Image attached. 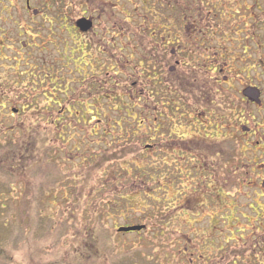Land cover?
I'll use <instances>...</instances> for the list:
<instances>
[{
    "label": "rangeland",
    "instance_id": "obj_1",
    "mask_svg": "<svg viewBox=\"0 0 264 264\" xmlns=\"http://www.w3.org/2000/svg\"><path fill=\"white\" fill-rule=\"evenodd\" d=\"M104 1L98 13L110 32V24H125L131 38L138 25L153 23L143 19L145 0H62L68 18L53 27L43 11L51 1L29 0L28 9L26 0H0V264H263L264 171L252 157L261 155L264 106L248 102L243 89L264 87V0H205L204 30L189 36L203 44L196 54L204 59L205 96L189 99V114L185 101L174 103L179 109L158 138L134 114L137 122L128 123L129 114L119 120L132 113L118 87L120 67L88 50L71 26ZM125 43L127 51L135 45ZM142 49L127 59L140 60ZM146 59L141 67L151 70ZM216 75L220 111L205 108L214 104L205 102ZM98 118L102 130L93 133ZM247 126L257 131L249 135ZM233 135L235 156L224 157L228 148L213 159L214 145ZM28 140L35 144L26 152ZM137 160L154 168L151 189L145 178L129 188L134 178L123 176ZM134 224L145 227L117 231Z\"/></svg>",
    "mask_w": 264,
    "mask_h": 264
},
{
    "label": "flooded vegetation",
    "instance_id": "obj_2",
    "mask_svg": "<svg viewBox=\"0 0 264 264\" xmlns=\"http://www.w3.org/2000/svg\"><path fill=\"white\" fill-rule=\"evenodd\" d=\"M45 1H51V3H49V7H47L46 3H44L45 7L43 8L44 16L47 21L46 19L44 20L49 26L53 27L52 24L55 21L58 24L59 19L64 18L67 20L68 15L63 13L64 16H62L61 10L59 9L62 0ZM145 1L146 2L143 3L147 8L144 10L143 19L146 17V19L150 20L151 17H153V23L145 25L144 27L138 25L139 29L134 28V31L130 32L131 38L127 37L129 28H126L125 24H110V26H112V30L111 32L109 31L108 23L110 22H108V17H106L105 23L103 15L98 13L100 11H104L106 7L105 4L107 3L106 1L102 2L97 11L92 9H83L82 15H76V18L71 22V26L74 32L76 31L78 34H81L80 37L83 38L88 50L90 48H93V50L96 49L101 55L102 60H104V58L106 60H112L114 64H112L111 67H114L113 65L116 63L118 64L121 72L123 73V77L118 79V87H121V90L123 91L122 93L127 99L135 101L134 106H132V113H129L127 109H124V111H127L126 114H134V116L138 117V126L146 125L147 129L158 138L160 137L159 133H163L164 129L169 130L172 116L175 113V110L179 109V106H174V103L181 100L185 101L187 104V113L189 114V110L191 109L189 99H195L196 103H200L202 97L205 96L202 87V83L205 82L203 81L204 77L202 76L204 59L202 58L201 53L199 54V57L196 54L203 50V44L199 41H194L192 43L189 39L191 34L200 36L201 32L204 30L205 0ZM73 5L75 6L74 1L71 3L72 9L74 8ZM26 6L30 9L29 0H26ZM157 9L160 11L158 16ZM208 12H210V10ZM261 12H264V8ZM34 13L36 14L37 11H34ZM106 14L108 15L107 12ZM81 19L87 20L90 26L85 28V22H78ZM159 20L162 22L163 20L165 21L163 22L166 25L165 33H163L162 30L163 26H157V22ZM174 20L179 22L182 21L181 24L184 20L186 22L185 26H178L181 27L180 29L173 28ZM176 30L179 32L174 34V31ZM181 32L182 34H180ZM109 34H112V40H107ZM146 38H149V41ZM126 39H130L135 44L129 48V51L125 48ZM146 43H148V45H145ZM143 46H145L144 49H142ZM141 49L144 51V54L140 55V60L138 59V61H136L134 57L127 59V52H138L141 51ZM212 49H214V47ZM180 52H182L184 56L182 59L178 58L180 56ZM146 57L151 59V64L148 65L151 66V70H145L143 69L144 67H141L142 62L147 60ZM216 60H218V54L214 51L213 61L216 63ZM219 70H221L220 66H218V71ZM146 71H148L147 73H150L148 77L143 76ZM218 71H216V68L214 69L215 73ZM214 80V91L212 93H207L208 95L205 102L208 103V105L211 103L214 104L213 106L209 105V107L205 108L211 110L213 107V110L220 111V102H216L212 99L216 98V95L218 94L216 91H220L221 89V80L218 75L215 76ZM249 87L250 89L248 93H246L243 89V94H246L247 98L250 99L246 100L251 103L257 99L256 103L260 105L262 103L264 106V96L262 100L258 99L260 89L262 90L264 87L261 88L255 85H250ZM160 106H163V112L154 113ZM119 111L121 110L119 109ZM156 125L159 128L156 127ZM216 125L219 126V121L216 122ZM244 130L249 135L257 131L256 128L250 126L245 127ZM262 139L263 141L261 140V145H255L260 149L261 155L253 156L252 161L253 163L260 162V164H262L261 168L264 171V134L262 135ZM224 142L225 145L222 141H219L214 145L215 156L213 159L219 153H224L228 148V151H230L231 154L229 156L225 155L224 157L231 158L232 154L235 156L237 142L236 136L233 135ZM151 146L152 145L150 144H146L145 149H151ZM200 157L204 158L203 156ZM241 159L242 158L239 160ZM235 160L237 159H234V161ZM239 160L235 161V163L239 162ZM250 167L251 165H246L245 172H247ZM250 170H253V167H251ZM259 184L261 186L260 190L264 191V176L261 180H258V185ZM259 248L262 256V263L264 264V246ZM258 260L259 259H257V261Z\"/></svg>",
    "mask_w": 264,
    "mask_h": 264
},
{
    "label": "trees",
    "instance_id": "obj_3",
    "mask_svg": "<svg viewBox=\"0 0 264 264\" xmlns=\"http://www.w3.org/2000/svg\"><path fill=\"white\" fill-rule=\"evenodd\" d=\"M131 103V100H128V104H127V106H134V105H132V104H130ZM126 118H127V114H126V117L124 116V117H120V121H122V120H126ZM128 118H130V121H127L128 123H131V121H136L137 122V120H136V118L135 117H133L132 115H131V117H128ZM133 118V119H132ZM97 123H95L94 125H93V127H92V129H91V132H93V133H97L99 130H102L101 128H99V124L101 123V122H103L102 121V118H98L97 119ZM52 123H54V121H51ZM104 131V130H103ZM105 135H104V133H103V137H104ZM55 141L54 140H52V141H49V143L52 145L53 143H54ZM27 144V147L28 148H26V152H28V150H29V146L32 144H35L34 143V141L32 142L31 140H28V142L26 143ZM53 146V145H52ZM48 147H49V145H48ZM50 148H52V147H50ZM150 149V148H149ZM73 150H76V152L78 151V147H76V146H74L73 147ZM146 150H148V149H146ZM74 155V154H73ZM93 158L96 156V153H93ZM92 156H86L88 159H92L91 157ZM138 161L139 160H137V165L135 164L134 165V168H133V171L132 170H129V169H123V171H124V173H123V176H127V178L129 177V178H134V180H133V183L135 182V180L137 181V180H139L140 182H141V179H144L145 178V180H147L149 183H147V190L148 189H151L152 188V183H154V181H155V176H154V174L153 173H155L154 171H151V170H153L154 168L152 167V164L150 163V162H146L144 165H142V166H140L139 164H138ZM114 178H116V177H114ZM108 185V184H107ZM104 186H106V185H104ZM109 186H110V184H109ZM136 186H138V185H136L135 183L134 184H132L129 188H134V187H136ZM157 187H158V185H156ZM160 188V187H159ZM147 190L145 191V192H147ZM146 194V193H145ZM7 259V258H6Z\"/></svg>",
    "mask_w": 264,
    "mask_h": 264
},
{
    "label": "water",
    "instance_id": "obj_4",
    "mask_svg": "<svg viewBox=\"0 0 264 264\" xmlns=\"http://www.w3.org/2000/svg\"><path fill=\"white\" fill-rule=\"evenodd\" d=\"M78 22H85V25H84L85 28H88L90 26L89 22L85 19H81ZM144 227H145L144 225L121 226V227H118L117 231L118 232L138 231V230L143 229Z\"/></svg>",
    "mask_w": 264,
    "mask_h": 264
}]
</instances>
